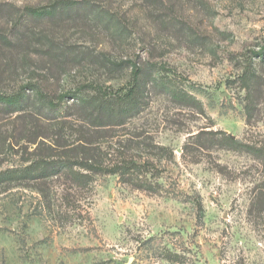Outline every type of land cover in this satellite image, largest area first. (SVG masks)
<instances>
[{
    "label": "rangeland",
    "instance_id": "obj_1",
    "mask_svg": "<svg viewBox=\"0 0 264 264\" xmlns=\"http://www.w3.org/2000/svg\"><path fill=\"white\" fill-rule=\"evenodd\" d=\"M0 32V94H43L0 106V264H264V0H0Z\"/></svg>",
    "mask_w": 264,
    "mask_h": 264
},
{
    "label": "trees",
    "instance_id": "obj_2",
    "mask_svg": "<svg viewBox=\"0 0 264 264\" xmlns=\"http://www.w3.org/2000/svg\"><path fill=\"white\" fill-rule=\"evenodd\" d=\"M48 4V3H47ZM79 6V4L75 1H62L61 3H58L57 1H53L52 3H49L48 5H44V4H28L25 5L23 7V15L25 17L31 18V19H46V18H50V19H57L60 16H62L63 14L66 13V9H77ZM67 10V11H68ZM89 11H87L88 13ZM4 30H8V35H10V28H4ZM0 42L2 44H0V49H5V48H19L23 43V41L21 39H18V41L16 40L15 43H11L10 39H7L6 37H3V35H1L0 32ZM53 42H47L44 43L43 41H38L35 44L33 43H29L26 44L24 49H23V57L25 58V54L29 53V52H35L36 55L40 56V57H44L47 56V60L49 61L51 58V50L54 49L55 47H53ZM259 60L263 61L264 60V46L262 47V51L259 52L256 55ZM17 61H19L17 59ZM112 65H114L113 61H110ZM121 63H128V66L130 68V75H131V89L130 91L124 95L125 98L130 99L133 96V90L134 88L137 86L138 82H139V78L141 77L142 74V67H139L135 62L133 61H127V62H121ZM120 64V63H119ZM8 68V65H6L4 67L5 70L1 71L4 72L6 71V69ZM41 86L37 85L36 83H25L23 85H21L18 90L13 93V94H0V106H5V107H11V106H17V105H21L22 103H24L25 101L29 100L28 95H26V92H32L35 93L36 96L43 98V94L41 92ZM80 90H92L93 92H95L98 95L102 96H107L106 92H104L100 87L98 86H94L93 84H84L82 86H80L78 89H76L75 91H69L67 93H63L60 94L57 97V104L63 103L65 99L68 100H73V102H84L86 103L87 100H83L80 99L79 97V93ZM117 96V98H121L119 97V95H117V92L115 93V97ZM51 108H57L56 103H53L52 100H49L47 103ZM251 104V101H250ZM28 137V135H24V138L26 140V142L30 143V144H35V140L34 138H25ZM42 138H46L45 136H40ZM23 140V139H22ZM245 150H255V151H259L258 149H254L251 148L249 146H243Z\"/></svg>",
    "mask_w": 264,
    "mask_h": 264
}]
</instances>
